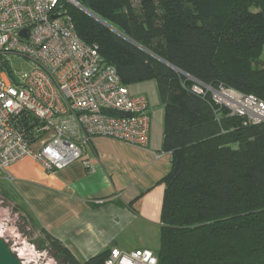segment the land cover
<instances>
[{
	"label": "trees",
	"instance_id": "16d2710c",
	"mask_svg": "<svg viewBox=\"0 0 264 264\" xmlns=\"http://www.w3.org/2000/svg\"><path fill=\"white\" fill-rule=\"evenodd\" d=\"M74 1L108 25L64 2L80 39L124 85L156 82L165 108L172 163L158 264H264V123L194 90L223 87L264 102V0ZM45 237L66 264H104L109 255L80 262Z\"/></svg>",
	"mask_w": 264,
	"mask_h": 264
},
{
	"label": "built area",
	"instance_id": "2783aa9c",
	"mask_svg": "<svg viewBox=\"0 0 264 264\" xmlns=\"http://www.w3.org/2000/svg\"><path fill=\"white\" fill-rule=\"evenodd\" d=\"M64 2L71 0H0V172L24 157L50 173L76 162L93 172L84 150L95 138L149 144L147 97L133 95L98 48L80 39ZM13 57L39 67L20 70ZM194 90L209 92L247 123H264V102L253 96L201 84ZM28 122L34 123L30 129ZM104 264H158V257L149 250L110 248Z\"/></svg>",
	"mask_w": 264,
	"mask_h": 264
},
{
	"label": "crops",
	"instance_id": "0c3cea01",
	"mask_svg": "<svg viewBox=\"0 0 264 264\" xmlns=\"http://www.w3.org/2000/svg\"><path fill=\"white\" fill-rule=\"evenodd\" d=\"M130 91L149 102L147 147L97 137L84 150L93 172L76 162L50 173L30 157L1 172L31 221L80 262L110 248L156 255L160 248L163 180L172 163L163 150L165 108L154 81L133 85Z\"/></svg>",
	"mask_w": 264,
	"mask_h": 264
},
{
	"label": "rangeland",
	"instance_id": "374dc122",
	"mask_svg": "<svg viewBox=\"0 0 264 264\" xmlns=\"http://www.w3.org/2000/svg\"><path fill=\"white\" fill-rule=\"evenodd\" d=\"M14 66L25 71L36 66L30 60L13 57ZM264 61V51L261 56ZM0 237L12 248L13 252L22 255L23 264H66L60 252L46 241L45 233L36 226L26 212L20 207L11 190L9 182L0 172Z\"/></svg>",
	"mask_w": 264,
	"mask_h": 264
},
{
	"label": "water",
	"instance_id": "95a60500",
	"mask_svg": "<svg viewBox=\"0 0 264 264\" xmlns=\"http://www.w3.org/2000/svg\"><path fill=\"white\" fill-rule=\"evenodd\" d=\"M71 4L79 8L80 10H82L84 13L88 14L92 18H94L102 25L108 27V25L104 21H102L100 18H98L96 15H94L87 9L80 7V5L74 0H71ZM60 16L61 14H58L54 18H58ZM113 31L116 33L115 30ZM22 36L23 37L25 36V32L22 33ZM0 264H23V262L18 257V255L13 252L12 248L7 244V242L2 237H0Z\"/></svg>",
	"mask_w": 264,
	"mask_h": 264
},
{
	"label": "bare ground",
	"instance_id": "6f19581e",
	"mask_svg": "<svg viewBox=\"0 0 264 264\" xmlns=\"http://www.w3.org/2000/svg\"><path fill=\"white\" fill-rule=\"evenodd\" d=\"M21 256H22V255H20V256H19V258H20V259H22V257H21Z\"/></svg>",
	"mask_w": 264,
	"mask_h": 264
}]
</instances>
